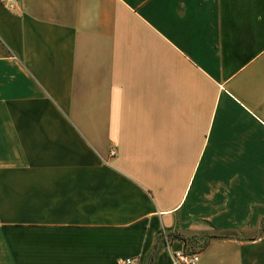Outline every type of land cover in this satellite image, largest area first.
<instances>
[{
  "label": "crops",
  "instance_id": "0c3cea01",
  "mask_svg": "<svg viewBox=\"0 0 264 264\" xmlns=\"http://www.w3.org/2000/svg\"><path fill=\"white\" fill-rule=\"evenodd\" d=\"M264 0L0 1V264H264Z\"/></svg>",
  "mask_w": 264,
  "mask_h": 264
},
{
  "label": "built area",
  "instance_id": "2783aa9c",
  "mask_svg": "<svg viewBox=\"0 0 264 264\" xmlns=\"http://www.w3.org/2000/svg\"><path fill=\"white\" fill-rule=\"evenodd\" d=\"M2 3H5L7 6H12L13 0H0ZM161 237L164 240V246L169 251L170 255V264H195L198 260V252L197 250L190 251L184 248L172 249L168 248V235L162 231ZM131 259L125 258L123 260V264H130Z\"/></svg>",
  "mask_w": 264,
  "mask_h": 264
},
{
  "label": "trees",
  "instance_id": "16d2710c",
  "mask_svg": "<svg viewBox=\"0 0 264 264\" xmlns=\"http://www.w3.org/2000/svg\"><path fill=\"white\" fill-rule=\"evenodd\" d=\"M263 226H264V218L261 219L260 228H262ZM197 237H200V239H199V243L194 245L195 249H192V247H191V249L186 248L187 250L194 251V250H199L200 248L203 247V245L205 244L207 238L206 237H201V236H197Z\"/></svg>",
  "mask_w": 264,
  "mask_h": 264
}]
</instances>
